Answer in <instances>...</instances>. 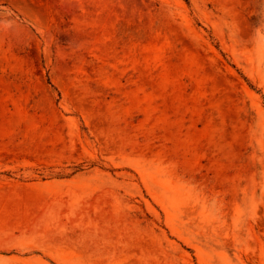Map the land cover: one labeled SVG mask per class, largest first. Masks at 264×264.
Here are the masks:
<instances>
[{
  "label": "rangeland",
  "instance_id": "374dc122",
  "mask_svg": "<svg viewBox=\"0 0 264 264\" xmlns=\"http://www.w3.org/2000/svg\"><path fill=\"white\" fill-rule=\"evenodd\" d=\"M0 264H264V0H0Z\"/></svg>",
  "mask_w": 264,
  "mask_h": 264
}]
</instances>
